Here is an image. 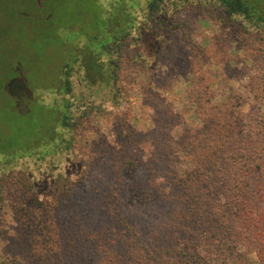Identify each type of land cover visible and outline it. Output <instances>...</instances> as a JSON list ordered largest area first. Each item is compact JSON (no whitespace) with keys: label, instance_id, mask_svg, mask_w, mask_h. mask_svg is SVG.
I'll list each match as a JSON object with an SVG mask.
<instances>
[{"label":"rangeland","instance_id":"1","mask_svg":"<svg viewBox=\"0 0 264 264\" xmlns=\"http://www.w3.org/2000/svg\"><path fill=\"white\" fill-rule=\"evenodd\" d=\"M248 1L264 7V0ZM98 5L107 6L109 0H0V84L11 78L8 89L16 92L9 93L15 99L12 105L10 97L0 91V140L26 143L46 125L51 100L44 85L62 60L63 37L70 26L81 25L91 31ZM190 7L182 14L192 23L190 29L176 35V52L170 49L159 59L156 45L166 38L165 33L140 32L146 61L125 63L126 92L117 101L114 92L88 89L74 74L77 95L96 92L106 109L75 127L77 145L56 161L57 167L27 160L7 171L15 186L18 177L26 175L32 180L34 197L43 204L39 207L32 199L34 215L40 210L47 214L48 208L43 206L48 200L64 204L70 221L67 233L60 231L63 245L55 239L58 264H138L121 240L122 233L135 240L138 232L134 245L140 250L143 247L147 255V251L153 252H149L153 264L181 260V255L177 258L181 252L175 249L184 243L183 255L197 247L199 252L209 250L205 253L207 264L226 263L211 251L206 233L209 224L193 213L188 218L193 209L184 196L194 170L206 174L220 196L238 188L236 166L241 164L243 173L247 168L253 150L249 145L253 116L264 111L260 93L264 36L253 28L243 30L217 6L197 9L193 17ZM174 9L173 4L168 5V17ZM139 18L146 20L141 11ZM15 62L25 83L15 77ZM29 70L34 71L39 88H30ZM227 99L233 105H243L241 114L245 116L233 129L240 132L238 142L242 145L229 141L206 165L197 155L207 127L214 123L205 122L208 112L199 108L221 105ZM43 103L45 109L40 108ZM251 193L262 199L260 190ZM19 209L15 199L13 204L2 202L0 264H43L34 260L43 237H37L36 221L29 226ZM234 220L239 225L236 217ZM194 228L197 230L190 231ZM242 242L238 249L243 264H256L254 243L245 238Z\"/></svg>","mask_w":264,"mask_h":264},{"label":"trees","instance_id":"2","mask_svg":"<svg viewBox=\"0 0 264 264\" xmlns=\"http://www.w3.org/2000/svg\"><path fill=\"white\" fill-rule=\"evenodd\" d=\"M169 4L175 6L171 17L166 14ZM189 6H191L192 17L193 13L198 11L197 9L217 6L231 22L236 25L239 23L243 30L253 28L259 32L261 37L264 36V7L254 5L248 0H109V5L95 7H99L98 10L102 8L99 10L102 15L99 16L98 10L94 9L96 13L94 18L97 20L92 24L91 31L81 25L70 26L69 32L64 35L62 60L52 68L53 72L48 74V80L44 85V90L49 93V100H51L46 111V125L35 131L26 143H21L17 139L4 141L1 138L0 212L3 201L13 204L15 199L17 207L20 208V215L28 220L29 226H33V220L36 221L37 237H43L40 238L43 246L41 245L39 254L34 258L38 263H59L54 253L56 251L54 245L58 243L63 245L62 239L65 238H62L60 231L67 233L69 217L64 204L57 200H48L43 206L45 209L48 208L47 214L41 210L35 211L38 217L36 218L33 210L36 206L33 205L36 203L40 207L43 204L34 197L35 186L32 180L26 175L18 177L15 186L13 179L7 177V171L12 166L17 167L20 161L27 160H34L39 165L45 162L49 166L57 167L56 161L71 153L77 145L75 127L81 121L92 118L93 115L106 109V106L98 100L96 92L104 90H109L112 94L114 92V100L117 101L119 95L123 96L126 92L123 86L126 77L125 63L132 60L134 63L141 61L145 64L146 56L142 54V34L139 35L140 32L153 31L151 33L156 34L154 31L160 30L165 33L166 38H161L159 44L156 45V56L160 59L166 51L170 49L175 51L176 35L190 29L191 19L182 14ZM140 11L146 20L139 18ZM24 15L27 14L24 13ZM44 18L48 19L45 16ZM17 69L15 62L13 66L15 77L23 80V75L19 74ZM146 69L152 72L151 68ZM76 73L79 75L80 84L88 89H95L96 92L78 96L76 84L73 81ZM195 73L196 71L193 74ZM34 74L31 70L27 72L30 79L29 86L32 90L34 87L39 88V82L33 77ZM10 79L7 78L4 85L0 84V91L3 95H8L14 105L15 99L11 98L9 93L16 92L8 89L7 82ZM201 79H204L203 76ZM201 79L197 81L204 82ZM260 93L261 98H264V84L260 87ZM40 108L45 109L46 105L43 103ZM200 109L208 112L204 121L214 123L211 127H207L209 130L204 136L203 147L197 155V160L208 165L210 156L219 154L220 149L229 141L242 145L238 142L240 132L237 131V133L233 129L238 128L235 124L239 120L241 124V118L245 114L244 112L241 114L244 110L243 105H233L230 99H227L224 104L213 107L200 106ZM253 118L254 126L249 140V145H252L253 150L244 173L240 167L241 164L236 166L239 175L238 181L236 180L238 188L234 191L230 190L224 197L220 196L214 192V186L210 184L207 175H200L194 170L188 176L187 183L189 184L184 196L190 206L192 204L189 208L193 209L189 212L188 218L194 214L196 218L209 224V230H206V233L210 236L212 243L211 251L225 261V264H243L241 259L243 254L238 249L243 244V238L254 243L255 254L258 256L256 264H264V111H259ZM258 190L263 194L262 199H256L255 195L252 196L251 192ZM32 199L35 200L34 203L31 202ZM72 200L73 197L71 202ZM232 208H236V211L233 212ZM234 217L239 220V225ZM121 221L124 225L122 218ZM243 225L246 226L243 228ZM186 230L189 232V229L186 228ZM196 230L197 228H194L190 231ZM245 231H249V234L245 235ZM139 236L138 232L134 239L138 240ZM121 240L134 256V262L153 264L150 259V253L153 252L147 251V255L143 247L141 250L138 249V246L134 245L135 240L131 238V234L122 233ZM184 244L175 249L181 252L177 255V258L181 255V260L177 259V262H172L173 264H207L205 253L209 250L204 253L199 252L197 247H193L189 253L183 255ZM166 252L171 255L169 251ZM168 254L164 255V259H168Z\"/></svg>","mask_w":264,"mask_h":264}]
</instances>
